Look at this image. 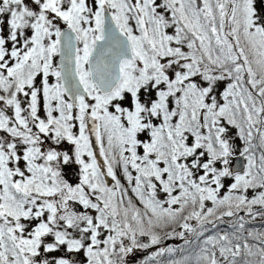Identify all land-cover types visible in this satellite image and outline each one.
<instances>
[{
	"label": "snow or ice",
	"instance_id": "1",
	"mask_svg": "<svg viewBox=\"0 0 264 264\" xmlns=\"http://www.w3.org/2000/svg\"><path fill=\"white\" fill-rule=\"evenodd\" d=\"M0 264H264V0H0Z\"/></svg>",
	"mask_w": 264,
	"mask_h": 264
}]
</instances>
